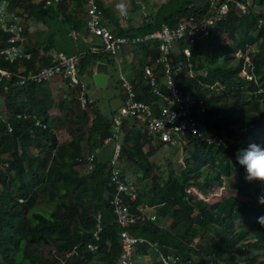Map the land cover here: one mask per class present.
I'll list each match as a JSON object with an SVG mask.
<instances>
[{"label": "trees", "instance_id": "trees-1", "mask_svg": "<svg viewBox=\"0 0 264 264\" xmlns=\"http://www.w3.org/2000/svg\"><path fill=\"white\" fill-rule=\"evenodd\" d=\"M85 1L10 0L9 8L21 16L24 37L30 33L32 22L41 24V31H48L52 21H57L79 34L81 24L86 21ZM173 1L157 5L154 17L150 21L142 20L135 33H119L118 23L104 9V0H96L102 14L100 22L106 25L104 18L111 20L109 26L117 34H144L161 25L171 26L181 19L207 14L204 0H178L175 4ZM257 2L264 7V0ZM259 20L264 23V11L237 16V10L232 7L224 23L210 28L205 67L197 47L202 40L192 45L184 39L178 43L181 48H191L192 65L196 68V74L177 81L178 86L195 100L192 115L198 131L214 141H200L191 135L184 147L186 167L166 179L160 172H153L157 165L149 161L153 151L164 143L151 142L145 131L139 129L138 119L124 118L119 134L112 136L113 117L128 94L122 85L121 72L117 74L121 105L110 115L102 114L85 91L83 105L79 97L82 89L66 104L64 99L54 102L47 80L18 85L12 76L0 81L6 107L5 113L0 112V264H44L46 261L54 264L62 252L74 246L78 248V255L65 259L62 264H117L121 249L120 224L110 204L116 189L109 178V157L114 152L115 141L121 145V168L134 176L138 187L134 201L123 196L131 215L124 227L145 240L136 246L134 257H148L151 251L157 256L151 247L156 241L163 253L178 257L176 264H261L257 258L264 256V225L257 221L264 216V204L258 203V197L264 194V184L247 182L243 168L235 163L237 151L249 143L264 146V41H261L264 25ZM35 35V42L25 46L31 57L22 65L3 59L0 64L14 72L32 68L36 57L44 60L41 63L49 64L51 56L44 54L43 58L39 53L41 48L44 51L54 48V42L39 39L43 36L40 31ZM7 37L0 29V46H4ZM134 46L132 53L142 51L146 58L133 59V63L138 61L137 68L133 67L132 75L126 77L137 98L150 104L155 100L156 107L157 103H164L161 94L166 93L160 82L161 69L155 65L160 90L156 95L145 84L141 68L158 56L157 41ZM235 52L249 56L250 77L240 73L242 57L233 65L211 66ZM114 56L88 49L76 65L90 64L93 58L110 64ZM182 57L180 53L176 59ZM20 66L23 68L19 69ZM88 72L92 75L90 69ZM243 86L246 87L242 90ZM199 99L204 100V113L199 112ZM54 106L65 108L66 117H51L48 111ZM36 121L41 125H36ZM61 130L65 137L57 134ZM217 139L223 143L217 144ZM192 145L193 149L187 150ZM90 155L94 160L88 170ZM132 168L140 170L132 173ZM214 187L229 194L210 201L199 198V192L207 193ZM144 209L152 210L155 219L142 217L143 213H150ZM98 216L101 230L95 240L92 234L97 228ZM159 220L162 221L158 223ZM88 243H96L97 248L89 250ZM50 245L52 249L45 256L41 248ZM149 262L160 264L150 259Z\"/></svg>", "mask_w": 264, "mask_h": 264}, {"label": "built area", "instance_id": "built-area-1", "mask_svg": "<svg viewBox=\"0 0 264 264\" xmlns=\"http://www.w3.org/2000/svg\"><path fill=\"white\" fill-rule=\"evenodd\" d=\"M55 2L59 0H54ZM207 3V14L196 17L190 16L188 19H181L175 25H161L158 29L147 32L141 35L129 34L123 38L116 37L106 25L100 22L102 19L101 11L98 9L96 0H89L86 10V29L87 34L97 37L99 43L90 42L89 50L93 52H105L108 55H114L119 48L124 44L138 43H154L157 41L158 56L156 55L151 62H146L142 66V77L145 84L148 86L152 94L159 95V85L156 81L155 65L161 69V83L166 89L165 94H161L164 99L163 104L153 102L147 103L144 100L137 98L135 89L129 79L121 73L122 85L127 90V96L124 103L119 108V112L113 117L111 124L112 136L117 137L120 131L121 124L126 117H135L138 119L139 129L145 131L148 139L151 142L160 140L164 144L170 146L186 145L189 141V136L196 135L200 141L213 142L206 134L198 131L196 120L192 115V109L195 105V100L192 95L188 94L180 86L178 82L186 77H193L196 74V68L192 65V52L189 46L179 47L178 43L182 39L188 41L190 45L196 43L197 40L209 38L210 28L215 27L219 23H224L227 15L232 7L237 10V13L248 14V0H204ZM10 0H0V29L4 34L8 35L4 46H0V62L3 59L6 62H22L24 59H29L30 53L25 49L24 28L21 24V16L13 10H10ZM251 7V5H250ZM121 16L126 18V12L122 11ZM263 21L259 20V24ZM69 36L73 39L78 38L79 34L69 31ZM190 37V38H187ZM86 50L76 51L70 55L63 53L54 54L51 62L48 64L39 65L33 68H26L23 71H11L10 69L0 64V81L16 77V84L25 85L30 82H42L43 80L51 79L55 76L67 77L75 80L76 63ZM183 53L181 60H177L176 56ZM182 56V55H181ZM242 57V66L247 68L248 72L243 74L250 77V69L252 63L247 54L240 55ZM148 60V58H147ZM206 73V70H204ZM5 90L8 89L7 84H4ZM81 91V88H80ZM84 105L85 99L83 90L79 93ZM199 112H205L204 100L199 99ZM198 107V106H197ZM17 117H20L18 114ZM36 125H41L40 121H36ZM43 126H45L43 124ZM216 139V138H215ZM105 141H108L106 139ZM217 144L223 143L221 139L216 140ZM112 155L109 157V178L111 184L115 187L116 193L110 204L113 207V214L117 217V222L120 224L119 240L120 251L118 254L117 264H133V253L138 244L145 240L142 237L130 234L124 227L131 220L129 207L124 202L123 196H129L131 201H134L137 194V184L132 177L124 174L121 168L119 152L121 145L119 141H115ZM87 169H91L94 160L93 155L87 157ZM144 216V215H142ZM99 217H97L98 225L92 236L95 240L98 239V232L101 230L99 226ZM150 220L154 219L153 215L145 216ZM142 219V217H141ZM157 242L151 243V247L157 252V257L160 264H176L178 257L171 253H163L158 248ZM88 249L94 250L97 248L96 243H88ZM78 255L76 246L62 252L54 264H62L65 259L71 256Z\"/></svg>", "mask_w": 264, "mask_h": 264}, {"label": "rangeland", "instance_id": "rangeland-1", "mask_svg": "<svg viewBox=\"0 0 264 264\" xmlns=\"http://www.w3.org/2000/svg\"><path fill=\"white\" fill-rule=\"evenodd\" d=\"M165 1L166 0H104V9L105 11H109V13L112 15V21L114 23L115 22L118 23L117 28L119 29V33H135L136 25L144 19H145L144 21H150V18H153L155 15V8H157V5H161V3ZM177 1L178 0H174L173 4L177 3ZM248 1H249V10L253 14H259L264 11V7H260V5L257 2L258 0H248ZM88 4H89V0H86L83 3L84 11L87 10ZM121 11L126 12V18L120 15ZM238 15L241 16V13L238 12L237 16ZM104 19H105L104 23L108 25L107 27L111 30L109 26L111 20L108 22L106 18ZM262 24L264 25L263 22L260 23V25ZM29 27H30L29 29L33 31L30 32V34H34V33L36 34L40 31L43 36H41V38L39 39L53 40L54 49L56 51H62V53L65 55H69L71 52L75 51V49L88 50L90 47L89 45L90 42L99 43V39L97 37L87 34L86 21H84L81 24V28L80 30H78L79 38H75V39L70 38L69 28L60 24L57 21H52V24L49 29L50 31L48 30L49 34L47 33L48 31H41L42 30L41 24L32 22L29 23ZM125 36L127 35L117 34L116 37L123 38ZM261 41H264V38L261 39ZM207 43H208V39L207 40L204 39L202 41H199L197 44V47L201 52L203 67L207 65V61L205 59V55L209 50L207 47ZM134 45L124 44L122 45L121 48H119V50L113 57L114 62L108 64L109 73H110L109 80L106 82V84L102 86H99L95 83L91 73L88 72V69H90V67L89 64L86 62L83 65L81 64L76 65V71H75L76 79L74 81L71 80L70 76H67L69 79L66 80L58 77L48 79L46 81L48 83L47 88L49 89L50 95L53 97L54 102L57 103L59 102V100L64 99L63 103L68 104V100L72 96L75 97L76 95H78L81 87V89L87 93L88 97L91 100H94L96 107L99 109V111L102 114L110 115L112 111L117 110L121 105V92L117 80L118 72H121L125 76H131L132 71L134 70V68H137L138 65L137 60H135V63H133L134 57L137 56L136 58H141V59L146 58V55H144L142 51H138L136 55L132 53V49L133 47H135ZM137 50L138 48H136V51ZM239 57L240 56L237 52L233 54H227L221 57L220 59H218L213 64H211V66L229 65V64L233 65L238 63ZM241 72L245 74L248 72V70L247 68H243ZM161 81L162 79H160V82ZM245 87L246 86H243L242 90L245 89ZM0 112L1 113L6 112L4 97L1 93H0ZM48 112L51 115V117L54 116V117L63 118L66 117L67 110H65V108L59 109L57 106H54ZM57 124L58 123H55L54 125L57 126ZM57 134L60 137L66 136L63 130L57 131ZM188 138L190 139V136ZM152 144H153L152 146H155L154 143ZM184 147L185 145L170 146L168 144H163L160 147H158L157 150L153 149L154 150L153 155L149 158L150 162H153L154 164L157 165L156 170H155V166L152 169L153 172L154 173L160 172L161 176L164 177L165 179L167 178L168 175L178 174L179 171L181 169H184V167H186L187 165L186 150ZM193 147H194L193 145L189 146L187 150L190 151V149H193ZM107 148L110 149L109 146H107ZM104 153H105L104 155H106L107 150H104ZM137 170L140 169L132 168L131 172L134 173ZM79 171L83 172V169H79ZM189 173H192L191 169ZM124 174L134 178V176L131 175L130 172H126V173L124 172ZM250 189H252V186H250ZM195 190H197L196 191L197 193L199 192L198 189ZM208 190L207 193L199 192L198 194L199 198H204L210 201L214 199L224 198V196L229 194L228 191L223 190L222 188L219 187H214L213 189H208ZM241 199L245 200L243 196H241ZM144 211L150 212L148 215L155 216V213H153L152 210L144 209ZM142 215H144L145 217V215L147 214L143 213ZM161 221L162 220H159L158 223H160ZM48 249H52L51 245L43 246L41 248L45 256L49 254ZM200 253L203 252L201 251ZM148 254H149L148 257H143V255H136V257L139 259V263L150 264L149 259L153 262L159 263V259L153 251L149 252ZM257 262L264 264V256L257 258ZM44 264H50V262L46 261ZM133 264L136 263L133 262Z\"/></svg>", "mask_w": 264, "mask_h": 264}, {"label": "clouds", "instance_id": "clouds-1", "mask_svg": "<svg viewBox=\"0 0 264 264\" xmlns=\"http://www.w3.org/2000/svg\"><path fill=\"white\" fill-rule=\"evenodd\" d=\"M26 60L28 59H24L22 60V62ZM21 63L18 62V64ZM235 163L238 164L241 168H243L244 179L247 182H259L264 184V146H261L256 143H249L247 147L237 151L235 155ZM258 203L264 204V194H261V196L258 197ZM257 222L260 225H264V216L259 217Z\"/></svg>", "mask_w": 264, "mask_h": 264}, {"label": "crops", "instance_id": "crops-1", "mask_svg": "<svg viewBox=\"0 0 264 264\" xmlns=\"http://www.w3.org/2000/svg\"><path fill=\"white\" fill-rule=\"evenodd\" d=\"M141 23V22H140ZM140 23H138L136 26H138V25H140ZM30 32H33L32 30H30ZM136 35V34H135ZM137 35H141V34H137ZM71 38V37H70ZM79 38V37H78ZM35 39H36V35H35V33L34 34H28L26 37H25V42H24V47L25 46H27V45H30V44H32L33 42H35ZM27 41H28V43H27ZM78 50H81V49H78ZM78 50H76L75 49V51H73V52H76V51H78ZM28 51V50H27ZM73 52H71V53H73ZM57 53H62V51H56L54 48H52V49H50V50H48V51H44V49H40V53L39 54H41L42 55V57L44 58V54H48V55H50L51 56V58L54 56V54H57ZM70 53V54H71ZM47 56V55H46ZM50 58V59H51ZM136 58V56L134 57V59ZM40 59V60H39ZM35 58L34 59V61L32 62L33 63V67H36V66H38V65H40V64H43V63H41V62H43L44 60L43 59H41V58ZM46 60H47V57H46ZM98 60H102V59H98ZM103 61V60H102ZM19 63H21V62H19ZM24 62H22L21 64H19V65H22ZM23 68V66H20L19 67V69H22ZM62 78V77H59V76H55L54 78ZM109 77H110V73H109V76H108V79H107V81L109 80ZM106 81V82H107ZM106 84V83H105ZM133 262H135L136 264H141V263H139V259L135 256L134 258H133ZM143 264V263H142Z\"/></svg>", "mask_w": 264, "mask_h": 264}, {"label": "water", "instance_id": "water-1", "mask_svg": "<svg viewBox=\"0 0 264 264\" xmlns=\"http://www.w3.org/2000/svg\"><path fill=\"white\" fill-rule=\"evenodd\" d=\"M90 70L92 71V77L95 83L102 86L106 83L109 76L108 63L98 59H91L89 64Z\"/></svg>", "mask_w": 264, "mask_h": 264}]
</instances>
